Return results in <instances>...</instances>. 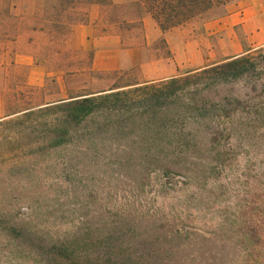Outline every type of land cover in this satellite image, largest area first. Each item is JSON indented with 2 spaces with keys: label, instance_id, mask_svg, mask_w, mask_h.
Returning <instances> with one entry per match:
<instances>
[{
  "label": "rangeland",
  "instance_id": "rangeland-1",
  "mask_svg": "<svg viewBox=\"0 0 264 264\" xmlns=\"http://www.w3.org/2000/svg\"><path fill=\"white\" fill-rule=\"evenodd\" d=\"M237 1L168 44L140 0H0V264H84L119 214L180 233L191 264H264V46L154 103L156 122L180 110L171 125L134 120L144 85L217 65L201 67L221 51L210 27ZM112 92L127 94L66 117Z\"/></svg>",
  "mask_w": 264,
  "mask_h": 264
},
{
  "label": "trees",
  "instance_id": "trees-1",
  "mask_svg": "<svg viewBox=\"0 0 264 264\" xmlns=\"http://www.w3.org/2000/svg\"><path fill=\"white\" fill-rule=\"evenodd\" d=\"M229 1L232 0H140L147 13L163 31L183 25L213 6ZM243 60L241 56L235 57L221 64L189 72L184 76H174L157 83L144 85L143 90L155 89L156 93L152 95L146 93L147 95L144 94L143 98L134 100L139 104L145 103L140 106V117L134 118V120L149 127L171 125L172 120H178L180 117V110L175 111L171 116L161 117L159 122H156L150 118L154 113L152 112L154 103H157L156 107H160L163 105V101L166 103L171 99L174 101L179 99V95L183 94L186 86H197V81L206 79L211 74L224 78L232 72L230 70H237ZM126 94L127 92H112L98 97L74 99L64 103V112L66 117H71L75 122H79L94 112L99 100L112 99L111 103H115L117 97L126 96ZM142 113H148V115L142 118ZM55 144L60 143L57 141ZM145 158L151 159L152 157L145 156ZM164 159L166 162L176 160L170 157H164ZM105 218L109 219L108 223L111 226L108 229L104 228L99 234V238L97 237L98 239L93 243L92 249L90 251L88 249V255L83 257L86 261L83 262L84 264H191V261L194 262L196 258V253L183 245V236L176 231H162L149 224L140 225L135 223L133 218L125 219L123 214L112 217L105 216ZM187 250L189 251L187 252ZM67 264L77 263L72 260Z\"/></svg>",
  "mask_w": 264,
  "mask_h": 264
},
{
  "label": "crops",
  "instance_id": "crops-1",
  "mask_svg": "<svg viewBox=\"0 0 264 264\" xmlns=\"http://www.w3.org/2000/svg\"><path fill=\"white\" fill-rule=\"evenodd\" d=\"M225 7L230 9V12L216 20L210 27L212 31L209 33L214 35L221 51L218 57L210 52L206 61L201 63V67L225 62L264 46V0H238L237 4H227ZM170 35L171 31L164 33L168 44L171 43ZM227 41L232 46V50L225 46ZM176 74L175 67L168 76L161 75L155 79H165Z\"/></svg>",
  "mask_w": 264,
  "mask_h": 264
}]
</instances>
